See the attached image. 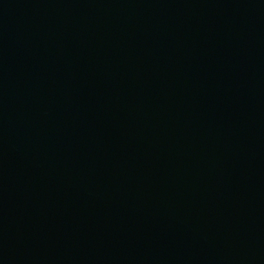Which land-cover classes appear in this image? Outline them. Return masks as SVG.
Instances as JSON below:
<instances>
[{"label": "water", "instance_id": "95a60500", "mask_svg": "<svg viewBox=\"0 0 264 264\" xmlns=\"http://www.w3.org/2000/svg\"><path fill=\"white\" fill-rule=\"evenodd\" d=\"M0 264H264V0H0Z\"/></svg>", "mask_w": 264, "mask_h": 264}]
</instances>
